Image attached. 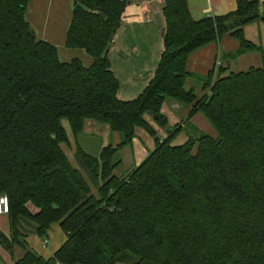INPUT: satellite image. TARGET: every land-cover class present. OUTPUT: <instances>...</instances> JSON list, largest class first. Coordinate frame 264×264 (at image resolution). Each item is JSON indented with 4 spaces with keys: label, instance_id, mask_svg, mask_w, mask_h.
I'll use <instances>...</instances> for the list:
<instances>
[{
    "label": "trees",
    "instance_id": "1",
    "mask_svg": "<svg viewBox=\"0 0 264 264\" xmlns=\"http://www.w3.org/2000/svg\"><path fill=\"white\" fill-rule=\"evenodd\" d=\"M28 2L0 0V196L8 201L0 246L21 253L12 264H264V64L210 74L200 98L185 88L188 57L222 36L238 42L233 57L257 51L264 61L243 34L250 23L264 24V1L235 0L225 15L194 20L187 0H163V52L151 81L127 102L116 97L107 59L126 0H75L65 47L84 50L89 67L61 62L55 46L36 39ZM167 99L200 113L217 136L174 146L175 127L160 140L145 116L166 128ZM86 120L107 125L121 142L98 155L76 145L75 168L61 149L62 121L77 140ZM136 128L155 148L116 176ZM54 222L65 241L43 259L27 234L44 235Z\"/></svg>",
    "mask_w": 264,
    "mask_h": 264
},
{
    "label": "crops",
    "instance_id": "2",
    "mask_svg": "<svg viewBox=\"0 0 264 264\" xmlns=\"http://www.w3.org/2000/svg\"><path fill=\"white\" fill-rule=\"evenodd\" d=\"M126 2L121 26L114 34L107 54L111 72L119 82L116 97L123 102L135 100L153 78L163 52L162 31L165 25L162 13L163 0H126ZM74 4L75 0H29L25 19L37 40L48 42L56 47L61 62L77 59L84 67H89L93 60L84 50L65 47L66 32ZM187 4L190 16L194 20L222 16L236 8L235 0H187ZM243 34L246 41L264 52L262 22L256 21L246 25ZM238 48V42L225 35L217 43L206 45L193 52L186 63L190 78L186 80L185 88L187 89V85L192 86L191 80L196 79L199 83L210 74H213L215 78L224 70L225 75L234 72L232 69H238L240 72L263 66L264 61L257 51L233 57ZM216 63L219 65L216 66ZM187 90H193L196 93L194 88ZM204 91L203 85L198 98L208 93ZM160 112L166 118V128H160L149 116H145L160 140L165 139L175 127H180L181 130L172 142L174 146L182 145L189 137H197L203 132L212 138L216 137L211 134L209 122L200 113L190 116L188 106L167 99L162 104ZM62 125L67 134L68 143L61 144V149L75 168L78 167L74 155L76 145L80 146V143L85 142L86 147L93 140H97L99 143L93 155H98L107 145L115 147L121 142V136L118 133H112L107 125H100L92 120L84 122L83 133L77 140H74L68 122L62 121ZM134 133L131 144L119 151L121 163L118 169L122 165L124 168L121 169V173L117 172L118 169L115 170L116 176L125 175L139 166L155 148L154 138L143 129L136 128ZM7 234L8 231L5 235Z\"/></svg>",
    "mask_w": 264,
    "mask_h": 264
},
{
    "label": "rangeland",
    "instance_id": "3",
    "mask_svg": "<svg viewBox=\"0 0 264 264\" xmlns=\"http://www.w3.org/2000/svg\"><path fill=\"white\" fill-rule=\"evenodd\" d=\"M246 65V64H244ZM245 68V67H243ZM234 72H239L238 69H232ZM215 79V78H214ZM193 82L192 86L191 85H187V89L190 88H194L196 91V96L199 97L201 92H202V86L205 83V79L201 82H197L196 79L191 80ZM207 89H205L204 92H206ZM189 107V106H188ZM190 109V107H189ZM203 117V116H202ZM211 127V134L212 135H216L217 133L214 130V128L210 125ZM185 132V131H184ZM203 134H206L203 132ZM211 135V136H212ZM99 141L97 140H93L92 143L87 144V146L85 147V142L84 143H80V147L81 148H85L84 150L88 151L90 154H95V150H96V146L98 145ZM124 168V165H122L117 172L121 173V169ZM84 174V172H82ZM85 178L87 179L86 175L84 174ZM90 186L92 188V193H95V186H93L90 183ZM32 211L34 210L31 206H28ZM0 231L3 234H6L8 231V219L6 217V215H1L0 216ZM8 236V234L6 235ZM43 240H47V245L45 247H42L41 245V241ZM27 244L28 247L39 257L43 258V259H48L50 258L58 249L59 247L63 244V242L65 241V236L64 234L61 232V229L59 227V224L54 222L53 224H51V226L49 227V229L46 231V233L44 235H36V234H32V232H29L27 234ZM19 256H21V253L18 251V249L14 248L13 249V255L11 256V252L8 250H4L2 249V247L0 246V261L3 264H12V261L15 260L16 258H18Z\"/></svg>",
    "mask_w": 264,
    "mask_h": 264
},
{
    "label": "built area",
    "instance_id": "4",
    "mask_svg": "<svg viewBox=\"0 0 264 264\" xmlns=\"http://www.w3.org/2000/svg\"><path fill=\"white\" fill-rule=\"evenodd\" d=\"M219 65V63H216V66ZM7 197L0 196V216L7 214ZM42 247H45L47 245V240L41 241Z\"/></svg>",
    "mask_w": 264,
    "mask_h": 264
}]
</instances>
